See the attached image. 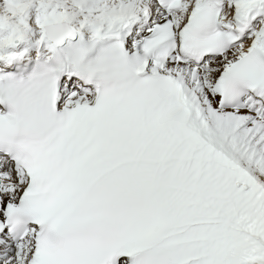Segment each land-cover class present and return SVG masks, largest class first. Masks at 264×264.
<instances>
[{"label":"bare ground","instance_id":"obj_1","mask_svg":"<svg viewBox=\"0 0 264 264\" xmlns=\"http://www.w3.org/2000/svg\"><path fill=\"white\" fill-rule=\"evenodd\" d=\"M226 4L233 7L234 16H240L245 9H252L254 14L263 15L259 26H264V0H226ZM143 9L148 16L157 13L154 3L148 0H0V66L2 55L8 52L16 54L21 48L26 54L39 52L50 56L53 47L45 43L39 36L40 25L48 21L66 20L72 30H81L85 33L101 32L106 38L111 36H134V23L142 24L138 10ZM185 13L193 11V4L184 7ZM183 11L174 16L179 17ZM233 14H229L231 16ZM258 19H255L257 22ZM139 32V31H138ZM17 39L15 43L12 40ZM35 44L29 48L27 41ZM186 69L176 67L171 72L185 74ZM187 85L186 97L193 107L190 123L221 147L233 160L250 169L257 177L264 181V127L250 123L246 116L231 117L214 111L209 102V91L203 81L215 80L213 73H204L200 76L187 74L179 75ZM64 94H75L78 90L64 87ZM254 140L255 154L241 144V137ZM22 187V186H21ZM20 188H12L7 196L18 195ZM4 244L0 242V248ZM24 252V250L22 251ZM10 254L0 252V264H9ZM23 253L21 254V257Z\"/></svg>","mask_w":264,"mask_h":264}]
</instances>
